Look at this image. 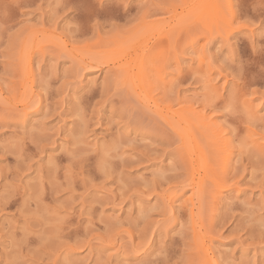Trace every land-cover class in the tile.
I'll list each match as a JSON object with an SVG mask.
<instances>
[{
  "label": "rangeland",
  "instance_id": "rangeland-1",
  "mask_svg": "<svg viewBox=\"0 0 264 264\" xmlns=\"http://www.w3.org/2000/svg\"><path fill=\"white\" fill-rule=\"evenodd\" d=\"M0 264H264V0H0Z\"/></svg>",
  "mask_w": 264,
  "mask_h": 264
}]
</instances>
